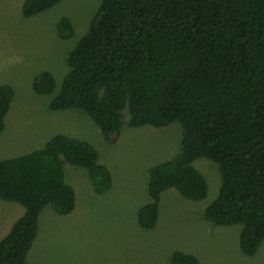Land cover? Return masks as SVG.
I'll return each instance as SVG.
<instances>
[{
	"label": "trees",
	"instance_id": "1",
	"mask_svg": "<svg viewBox=\"0 0 264 264\" xmlns=\"http://www.w3.org/2000/svg\"><path fill=\"white\" fill-rule=\"evenodd\" d=\"M63 1L25 0L22 15L38 16ZM58 28L63 39L73 34L68 19ZM67 62L70 71L49 109L84 112L108 146L125 126H182L181 153L149 170L151 202L138 213L140 227L155 229L168 190L194 202L207 198V180L194 167L207 158L218 165L222 184L205 219L242 226L240 251L256 256L264 243V0H102ZM56 86L47 72L33 81L39 96ZM15 95L0 85V138ZM65 165L86 171L97 196L113 189L96 147L65 135L0 161V200L25 209L0 240V264H28L45 209L74 212L77 195ZM170 264L201 262L176 252Z\"/></svg>",
	"mask_w": 264,
	"mask_h": 264
},
{
	"label": "rangeland",
	"instance_id": "2",
	"mask_svg": "<svg viewBox=\"0 0 264 264\" xmlns=\"http://www.w3.org/2000/svg\"><path fill=\"white\" fill-rule=\"evenodd\" d=\"M24 2L0 0V85L16 92L0 138V161L29 154L52 136L65 135L93 144L114 179L113 189L97 196L86 171L65 165L66 180L77 195L75 210L58 216L45 209L28 264H170L176 252L193 255L201 264H264V243L252 258L241 253L242 226L219 227L205 219L222 184L218 165L207 158L194 163L207 180V198L194 202L168 190L155 229L140 227L138 213L151 202L149 170L181 153V124L164 129L125 126L120 141L108 146L84 112L51 111L49 105L70 71L67 57L88 32L102 0H65L32 18L23 17ZM63 19L73 26L69 39L59 33ZM45 72L57 86L52 95L39 96L33 81ZM24 213L22 206L0 200V240Z\"/></svg>",
	"mask_w": 264,
	"mask_h": 264
},
{
	"label": "crops",
	"instance_id": "3",
	"mask_svg": "<svg viewBox=\"0 0 264 264\" xmlns=\"http://www.w3.org/2000/svg\"><path fill=\"white\" fill-rule=\"evenodd\" d=\"M53 137H54V136H52L51 138H53ZM51 138H50V139H51ZM50 139H49V140H50ZM49 140H47V142H48ZM44 146H45V144H44ZM44 146H43V147H44ZM41 147H42V146H41ZM41 147L37 148V150H38V149H41ZM43 147H42V148H43ZM16 157H18V156H16Z\"/></svg>",
	"mask_w": 264,
	"mask_h": 264
}]
</instances>
